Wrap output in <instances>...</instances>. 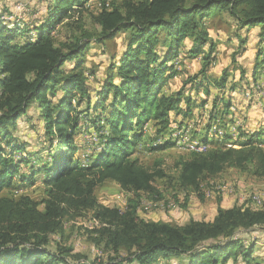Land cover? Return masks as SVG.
Wrapping results in <instances>:
<instances>
[{
	"label": "trees",
	"instance_id": "1",
	"mask_svg": "<svg viewBox=\"0 0 264 264\" xmlns=\"http://www.w3.org/2000/svg\"><path fill=\"white\" fill-rule=\"evenodd\" d=\"M89 1L46 0L44 13L33 22L9 28L0 21V264H169L171 259L179 264H226L239 258L243 264H263L254 255V243L237 236L264 228V203L257 208L236 204L222 208L218 198L211 221L191 219L183 225L146 221L138 216L140 195L159 198L154 181L167 175L159 164L149 168L132 154L149 122L154 128L150 151L173 145V140L163 138L175 122L170 113L189 119L197 107L185 92L203 91L208 96L210 83L220 90L225 87V72L214 79L208 75L217 44L209 36L207 21L214 14L226 12L239 29L258 27V55H264V0L102 2L91 14L99 29L96 39L125 33L126 41L124 50L112 56L93 101L82 68L92 35L82 33L60 43L55 39L57 27L68 26L88 11ZM182 54L199 57L200 69L181 88L167 92L168 81L181 72L177 68ZM201 99L198 106L203 110L207 99ZM221 99L218 94L213 99L209 120L229 114V100ZM30 108L43 120L46 143L40 164L11 136L17 120ZM82 120L94 128L99 146L86 164L74 159ZM241 134L244 139L238 147L210 143L206 151L190 152L177 161L178 189L202 198V181L228 168L264 179V134ZM105 181L133 194L123 211L98 203L94 192ZM37 182L44 187L41 200L22 192ZM84 212L100 223L93 231L96 241L111 252L105 260L82 256L72 260L71 249L48 248L50 236L62 233L64 219Z\"/></svg>",
	"mask_w": 264,
	"mask_h": 264
},
{
	"label": "rangeland",
	"instance_id": "2",
	"mask_svg": "<svg viewBox=\"0 0 264 264\" xmlns=\"http://www.w3.org/2000/svg\"><path fill=\"white\" fill-rule=\"evenodd\" d=\"M120 1L90 0L87 4L88 11H84L78 19L75 17V23L72 22L68 26L57 27L59 29L55 33L57 43L79 37L82 33L92 35L90 38L91 44L88 45L82 55V68L88 77V84L91 86L92 101L95 97L94 90L101 87V82L106 76L112 56H116L124 50L126 34L119 33L113 39L98 41L96 38L99 29L93 22L91 14L97 12L102 2L108 5ZM44 2L45 0H17L13 6L0 5V21L9 28H12L15 23L30 22L35 18L32 16L34 8H40L39 10H41ZM207 26L210 38L217 44L214 61L208 75L214 79L219 78L225 72L227 79L222 90L216 88L214 83L209 84L210 96L207 101L205 100L208 103L202 110L205 112L203 118L210 110L211 103L218 94V98L222 97L221 100L229 98L232 106H235V120L231 123L234 128H229L231 135L235 133L239 125L242 126V131L245 129L249 132L264 134V55H258L259 51L257 49L259 47L257 44H259L258 32L260 29L258 27L250 31L239 29L235 21L224 11L214 14L207 21ZM17 39L23 41L22 36H18ZM257 56H260V58L257 59ZM179 59L181 63L178 65L179 69L177 68V70L181 72L168 81V85L164 89L167 92L181 88L187 77L197 74L200 69L201 60L199 57L188 59L182 54ZM72 64V62L66 63L65 70L68 71ZM259 66L260 68H258ZM189 86L188 83L185 88H189ZM187 95L197 106L196 109H193L191 117L182 119L181 116H176L174 113H170V117L176 123L181 120L190 121L183 123L181 126L175 124L170 127L171 131L163 136L165 140L172 141V137L179 133L180 138L177 143L173 142L171 147L164 150L150 151L149 139H153L154 128L153 123L149 122L144 127L145 135L142 143L134 148L132 156L137 157L141 163L149 168L159 164L167 175L164 179L154 181V186L160 193L159 198L149 194L140 195L137 209L138 216L146 221H164L174 225H183L191 219L208 221L216 211L217 199L222 200L224 193H230L234 196L232 205L260 207L264 203V179L256 177L248 171L242 172L228 168L219 175L202 181L200 185L202 198L195 192L182 191L176 186V162L187 156L188 153L193 152L184 145L197 140L198 143H205L208 149L212 141L222 140L226 134L224 123L220 118H216L212 120L208 127L209 130L206 131L205 135L208 138L205 135L204 137L198 136L196 134L198 133L197 129L202 128V123L198 121L201 119L202 113L200 112L202 111L198 105L202 100L201 98L206 96L203 91L198 94L194 91L185 92V96ZM84 106V104L81 105V107ZM79 125L82 128L75 135L78 150L74 154V159L81 164H86L88 157L94 151L99 150L98 140L95 130L90 124H86L82 120ZM193 128H195V131ZM11 136L13 140H17L18 143L23 145L25 152L32 154L31 157L38 158L37 163L40 164L39 157L45 155V153L42 154V149L46 141L43 137V120L39 119L38 111L35 108H30L25 116L17 120ZM203 140L206 141L203 142ZM229 143L226 142L224 146L238 147L233 142L232 144ZM16 156L18 157V155ZM23 170L27 172L25 167ZM22 192L35 200L44 198V187L40 182L24 187ZM94 194L99 204L115 207L120 211L126 208L128 200L133 197L132 193L121 189L113 181H105L99 184ZM253 194L254 198L251 197ZM98 224H100L99 221L92 217L91 212L70 215L64 219L62 233H55L50 236L48 248L52 250L57 245L69 248L71 249L69 256L72 260L79 259L81 256L88 260L94 258L105 260L111 252L108 248H105L103 242L99 243L95 239L96 235L93 228L97 227ZM237 238H242L248 243L253 242L254 255L264 264V228H255L243 234L240 233ZM229 262V264H243L240 258L236 263L231 260ZM169 264L179 263L177 260L171 259Z\"/></svg>",
	"mask_w": 264,
	"mask_h": 264
},
{
	"label": "crops",
	"instance_id": "3",
	"mask_svg": "<svg viewBox=\"0 0 264 264\" xmlns=\"http://www.w3.org/2000/svg\"><path fill=\"white\" fill-rule=\"evenodd\" d=\"M15 1H17V0H0V5H5V6L12 5L13 6V4H14ZM45 4H46V0L44 2V6H45ZM44 6H42L41 10H39L40 8L39 9L38 8H34L35 10H34V13L32 14V16L35 17L34 20H36L37 18H39V17L42 16V14L44 13V9H43ZM34 20H31L30 22H33ZM245 92H244V96H245ZM205 96L206 97H204V99L205 98L208 99V97L210 96V94L208 96L207 95H205ZM228 100H229V98H228ZM229 105H230L229 114L223 116L222 118L221 117H217V118H220L224 124H231L233 122V120H235L234 119V114H236L235 113L236 112L235 111V106L234 105L232 106L230 100H229ZM208 112H207V114H206V116L204 118H203V116L205 115V112L204 111L200 112V113H202L201 114L202 116H200L201 119H199L198 121L200 123H202V128L201 129H197L198 133H196V134L198 136H203L204 137V135L206 134L207 129L209 130V128H208L209 127V124L212 122V120H214V119H212V120L211 119L210 120L208 119ZM191 120H193V119H191ZM189 121L190 120H186V121L183 120L182 122L187 123ZM174 123H176V122H174ZM241 127L242 126L239 125L238 128H237V130L235 131V133L233 135H231L228 126H226V128H225L226 134L223 137V139L222 140H218L217 139V140L212 141L211 143H215L216 142V143H218L220 145H224L226 142H231V143L233 142V143L239 145L238 142H240L241 140L244 139V135L241 134L242 132H244V133H252V132H249V131H247L245 129H244V131H242ZM193 130L195 131V128H193ZM205 136H206V138H208L207 135H205ZM233 203H234V196H232L230 193H224L223 194V199L221 200V203H220L221 207L222 208H230L231 206H233L232 205ZM215 214H216V211H215V213L212 214L211 219L208 220V221H211L213 219V217L215 216ZM229 263L230 262H227L226 264H229Z\"/></svg>",
	"mask_w": 264,
	"mask_h": 264
},
{
	"label": "bare ground",
	"instance_id": "4",
	"mask_svg": "<svg viewBox=\"0 0 264 264\" xmlns=\"http://www.w3.org/2000/svg\"><path fill=\"white\" fill-rule=\"evenodd\" d=\"M179 138H180V134L178 133V134H175V137H172V140L175 143H177V141H178ZM188 145L189 146H198V147H195V148H190L193 152H196V153H201V152H204V151L207 150V145H205L204 143H198L197 140H196V142H191V143L188 142Z\"/></svg>",
	"mask_w": 264,
	"mask_h": 264
},
{
	"label": "built area",
	"instance_id": "5",
	"mask_svg": "<svg viewBox=\"0 0 264 264\" xmlns=\"http://www.w3.org/2000/svg\"><path fill=\"white\" fill-rule=\"evenodd\" d=\"M250 93H251V92H250ZM175 124H176V123L171 124L170 127H173ZM226 126H228V128H234V125H232V124H224V128H226ZM187 128H189V127H187ZM160 137H162V135H160L157 139H159ZM229 144H232V143L230 142ZM184 146H185L186 148H195V147H198V146H189L188 144H186V145H184ZM254 194H255V193H254ZM254 194L251 195V197L254 198Z\"/></svg>",
	"mask_w": 264,
	"mask_h": 264
}]
</instances>
